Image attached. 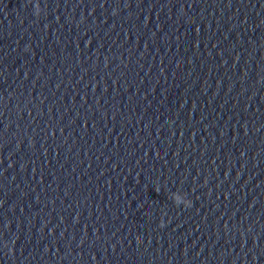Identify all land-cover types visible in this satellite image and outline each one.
<instances>
[{
	"label": "clouds",
	"instance_id": "9594fccd",
	"mask_svg": "<svg viewBox=\"0 0 264 264\" xmlns=\"http://www.w3.org/2000/svg\"><path fill=\"white\" fill-rule=\"evenodd\" d=\"M42 9L40 6L37 4L35 7V15L38 17L41 14ZM174 203L179 206V205H184L185 207H190L191 206V201L186 198V196L182 193L175 195L173 197ZM163 223L161 224V227H163ZM7 246V245H6ZM11 250V249H10Z\"/></svg>",
	"mask_w": 264,
	"mask_h": 264
}]
</instances>
